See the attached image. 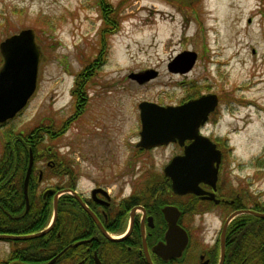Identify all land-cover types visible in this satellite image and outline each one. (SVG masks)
I'll return each mask as SVG.
<instances>
[{
	"label": "rangeland",
	"instance_id": "1",
	"mask_svg": "<svg viewBox=\"0 0 264 264\" xmlns=\"http://www.w3.org/2000/svg\"><path fill=\"white\" fill-rule=\"evenodd\" d=\"M102 2L118 29L108 32L100 53L99 0H0V41L32 28L41 50L36 92L0 129V137L20 130L28 136L41 117L46 123L70 117L75 77L86 62H97L85 89L82 120L62 137L44 142L75 164L82 192H88L97 172V183L113 194H128L138 179L161 174L176 148L135 149L140 101L173 105L213 91L224 102L204 131L226 137L231 147L223 186L262 194L264 200V0H196L195 6L171 0ZM185 50L197 54L192 69L170 72L168 63ZM146 70L157 75L144 83L128 77ZM16 248L0 241V264L13 260Z\"/></svg>",
	"mask_w": 264,
	"mask_h": 264
},
{
	"label": "flooded vegetation",
	"instance_id": "2",
	"mask_svg": "<svg viewBox=\"0 0 264 264\" xmlns=\"http://www.w3.org/2000/svg\"><path fill=\"white\" fill-rule=\"evenodd\" d=\"M88 73L92 79L93 69ZM79 89H75V95ZM205 93L213 91L192 94L178 104ZM75 95H71L70 117L56 123H46L43 117L40 118L36 130L40 147L37 160L33 158L32 148L28 149V160L30 152L33 158L30 176H33L34 194L27 191L28 209L24 190L20 194L24 203L23 215L32 207L37 212L50 209L45 226L39 229L42 230L52 220L55 199L57 211L50 230L42 235L46 238L39 242L35 261L22 264H46L53 258L51 264H264V219L259 222L257 216L237 213L226 224L239 210L264 212V200L262 194L235 193L230 187L227 191L223 186L221 179L231 147L226 137L212 136L204 131L212 122L216 108L224 102L220 92L216 93L218 105L198 127V133L209 138L220 151L215 186L200 182L198 185L205 191L202 194L174 193L171 179L164 173V167L174 156L183 155L185 146L193 139H185L183 143L176 139L142 148L136 146L139 132L134 147L141 152L169 145L176 148L161 174L154 176L155 180L148 176L138 179L128 194L119 191L113 194L109 187L97 183L101 182L97 172L90 177L93 185L88 192H82L75 164L59 153L58 147L53 150L44 144L62 137L71 124L76 125L82 120L88 98L83 101ZM8 123L0 125V129ZM19 133L23 134V130ZM146 182L155 183L157 189L144 190ZM251 226L256 235L253 231L247 233ZM210 230H213L211 235Z\"/></svg>",
	"mask_w": 264,
	"mask_h": 264
},
{
	"label": "water",
	"instance_id": "3",
	"mask_svg": "<svg viewBox=\"0 0 264 264\" xmlns=\"http://www.w3.org/2000/svg\"><path fill=\"white\" fill-rule=\"evenodd\" d=\"M0 125L14 119L26 106L36 92L41 50L36 42L32 28H24L0 41ZM197 54L186 50L168 63L170 72L185 73L189 71ZM157 75L155 70L131 72L128 77L137 83H144ZM218 104L214 93L200 95L178 105H160L154 101L142 100L138 103L141 128L136 146L150 148L167 144L178 139H193L185 146L183 155L174 156L164 167V173L171 179V189L176 194L205 191L198 185L200 182L215 186L217 169L220 162V151L207 137L198 133L208 114ZM33 158L30 152L29 162L23 181V190L28 202V182ZM72 194H76L72 191ZM56 199L50 224L39 231L28 234L0 233V240H26L47 233L56 217ZM237 213H249L264 219V212L239 210L233 213L228 221ZM175 230V229H172ZM175 233V232H173ZM55 258L46 264H51Z\"/></svg>",
	"mask_w": 264,
	"mask_h": 264
},
{
	"label": "trees",
	"instance_id": "4",
	"mask_svg": "<svg viewBox=\"0 0 264 264\" xmlns=\"http://www.w3.org/2000/svg\"><path fill=\"white\" fill-rule=\"evenodd\" d=\"M171 1H178L181 5H196V0ZM99 4L102 8L103 21V28L101 27L102 31H100L101 38L99 41V47H101V49H99V52H103L106 46V44L104 45L107 37L106 35L108 32H115L118 29V25H116V23L114 24L110 22L112 11L107 10L108 5L103 3L102 0H99ZM110 10H113V12L115 11L114 8ZM112 25L114 27L110 28ZM99 65L100 63L97 62H86L84 64L82 71L75 77L76 88L80 89L75 95L76 88H74L73 95H75L77 98L80 97L83 99V101H85V98L87 97L85 89L88 81L91 80L88 70L91 68H98ZM2 136L4 137H0V233L27 234L29 232H36L45 226L47 217L51 214L50 209L47 208L45 211L38 210L37 212L36 209L32 207L23 215L24 203L23 198L20 195L23 194V180L28 162V149L32 148L33 158L35 160L39 158L40 147H38L39 142L37 140L36 132L29 134L28 136H23L21 133L13 134L11 131H6ZM256 162L258 166L263 165L259 161ZM143 189L153 190L157 189V186L153 182H146ZM14 190L15 193H13ZM241 192H243V194H248L247 191H240L237 193ZM10 194L13 199L10 197ZM12 194L19 195L12 196ZM28 194H34L32 174L28 183ZM254 219L255 218L253 217L252 220ZM256 221L263 222V219H256ZM254 229L255 228L251 226L248 228L247 233L249 234L253 231V234L256 235ZM44 238L46 237L39 236L26 240H10V242L13 244V247L15 248L20 244H25V247H23L21 250L16 248L17 251H15V253H13L10 258V260H13H11L9 263L6 262L5 264H22L28 260L30 262H34L35 260L33 259L36 256L35 252L39 242H43Z\"/></svg>",
	"mask_w": 264,
	"mask_h": 264
}]
</instances>
